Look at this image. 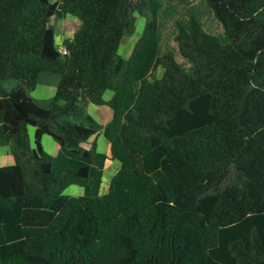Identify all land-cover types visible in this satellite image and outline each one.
Returning a JSON list of instances; mask_svg holds the SVG:
<instances>
[{
    "label": "trees",
    "instance_id": "1",
    "mask_svg": "<svg viewBox=\"0 0 264 264\" xmlns=\"http://www.w3.org/2000/svg\"><path fill=\"white\" fill-rule=\"evenodd\" d=\"M206 2L229 40L190 13L175 34L185 72L171 50L157 54L160 0H0L13 158L0 166V264H264V0ZM66 14L80 24L62 53L50 18ZM42 71L59 76L46 107L31 94ZM79 100L112 110L103 134L120 166L100 195L63 193L91 186L89 166L56 173L41 144L98 154L82 145L95 130L68 118Z\"/></svg>",
    "mask_w": 264,
    "mask_h": 264
},
{
    "label": "crops",
    "instance_id": "2",
    "mask_svg": "<svg viewBox=\"0 0 264 264\" xmlns=\"http://www.w3.org/2000/svg\"><path fill=\"white\" fill-rule=\"evenodd\" d=\"M51 1H55V0H51ZM74 24L78 25L76 21H74ZM219 40L221 42L223 41L222 43L228 42L226 37H224V40H221L220 38ZM56 74L57 73L42 71L38 75L37 84L34 88V91L37 90V86L39 84L42 85L43 89L39 90L38 94L37 93L32 94V96L35 99V101L43 107H46L54 96L56 84L59 78V76ZM112 94H113L112 91L106 90L103 93V98L105 100H108L112 96ZM79 103H81L82 104L81 106L86 110L84 112L83 117H81L80 120L75 119V117H73L72 115L74 113L73 112L68 116V118L69 119L71 118L74 122L80 125L87 126L95 130V133L91 135L87 139V141L83 142L82 145L83 147L88 148L90 146V143L92 141H95L96 151L98 154L93 156L92 158H88L81 155L70 153L60 144L58 140L47 134H44L41 137V144L43 148L52 156V169L55 172L59 171V169L62 170L67 167L76 169L84 165L89 166V171L92 179L91 186L85 187L76 184H71L69 186L79 187L76 189L75 188L72 189L71 193H74L75 195L104 194L107 192L109 188V183L112 175L118 170L120 166V162L117 159L111 157L109 142L103 134V129L105 125L110 121L112 117V110L106 104L97 105L87 100L79 101ZM81 106L79 105L78 110L75 112H79L80 108H82ZM128 114H134V113L129 112ZM123 132H124V127L121 128V132H120L121 135H123ZM28 135L31 144H33V135H34L33 127L28 128ZM10 143L11 140L7 136V123H6L5 112L3 106L0 104V166L13 163V158L9 152ZM124 144L127 147H131L132 145L128 141H124ZM61 157L64 159L63 162L59 160V158Z\"/></svg>",
    "mask_w": 264,
    "mask_h": 264
},
{
    "label": "rangeland",
    "instance_id": "3",
    "mask_svg": "<svg viewBox=\"0 0 264 264\" xmlns=\"http://www.w3.org/2000/svg\"><path fill=\"white\" fill-rule=\"evenodd\" d=\"M160 1L162 5L158 12L157 54L160 55L168 50H171L174 54L175 60L183 69V71L185 72L190 71L191 62L180 55L176 46L175 34L177 31V23H180L183 26H187V18L190 13L197 15L199 22H201L202 27L207 32L218 36L221 40H224V37H226L228 41V37L224 32L221 23L214 17L206 0H160ZM74 21H76L78 25H75ZM143 23H144V18L141 16H137L133 32L130 34H125L122 37L118 48V52L121 56L125 58L128 57L134 42L141 34ZM50 24L53 26V30H54V42L56 46L60 49L62 48L63 39L72 36V34L77 30L80 24V20L76 16L66 14L65 16L62 17H54V16L51 17ZM161 71L162 69L158 68L153 73L156 77H159L161 75ZM15 83L16 81L14 79H7L4 82V86L6 88H10ZM42 89H43L42 85L39 84L37 86V90L35 91L33 90L31 94L34 93L38 94L39 90ZM79 105L81 106L82 104L78 102V106ZM85 111L86 110L82 107L80 108L79 112H74L72 115L73 117H75V119L80 120V118L83 117ZM29 127L32 126H28V128ZM59 160L63 162L64 159L61 157L59 158ZM60 171L61 169H59V171H57L56 173H59ZM74 188L76 189L79 187L68 186L63 190V193L72 195L74 193H71L72 192L71 190Z\"/></svg>",
    "mask_w": 264,
    "mask_h": 264
},
{
    "label": "built area",
    "instance_id": "4",
    "mask_svg": "<svg viewBox=\"0 0 264 264\" xmlns=\"http://www.w3.org/2000/svg\"><path fill=\"white\" fill-rule=\"evenodd\" d=\"M59 50H60L62 53H65V52H66V49H65V48H63V47H62V48H60Z\"/></svg>",
    "mask_w": 264,
    "mask_h": 264
}]
</instances>
